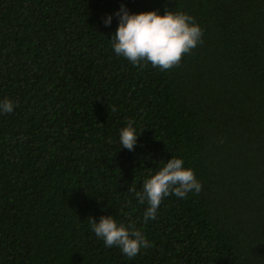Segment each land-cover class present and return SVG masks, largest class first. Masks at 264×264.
<instances>
[{"label": "trees", "instance_id": "trees-1", "mask_svg": "<svg viewBox=\"0 0 264 264\" xmlns=\"http://www.w3.org/2000/svg\"><path fill=\"white\" fill-rule=\"evenodd\" d=\"M122 4L187 13L202 43L169 70L133 66L112 48ZM5 99L0 264H264V0H0ZM172 157L202 190L145 223L136 192ZM102 216L150 246L106 247Z\"/></svg>", "mask_w": 264, "mask_h": 264}, {"label": "clouds", "instance_id": "clouds-1", "mask_svg": "<svg viewBox=\"0 0 264 264\" xmlns=\"http://www.w3.org/2000/svg\"><path fill=\"white\" fill-rule=\"evenodd\" d=\"M119 23L112 34V48L116 55L127 59L133 66L150 63L161 70L178 66L182 57L189 54L199 43H202V29L194 18L184 12L166 11L160 15L156 11L130 13L125 5L115 13ZM112 16L103 20L110 26ZM15 105L11 100L0 102V113L11 114ZM139 135L131 121L120 130L121 148L134 150ZM222 142V141H221ZM135 191V189H129ZM202 184L190 168L184 167L181 158L172 157L150 178L143 182L142 191L136 192L141 204L147 201L144 213L145 223L155 219L162 200L170 195L179 199L186 198L190 192L199 193ZM91 230L102 239L106 247H117L128 258L137 256L142 248L150 242L134 223L127 226L113 218L102 216L97 222L91 218Z\"/></svg>", "mask_w": 264, "mask_h": 264}]
</instances>
